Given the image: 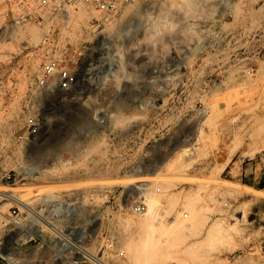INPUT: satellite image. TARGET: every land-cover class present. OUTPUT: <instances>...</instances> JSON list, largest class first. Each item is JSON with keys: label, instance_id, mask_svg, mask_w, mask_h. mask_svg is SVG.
I'll list each match as a JSON object with an SVG mask.
<instances>
[{"label": "rangeland", "instance_id": "1", "mask_svg": "<svg viewBox=\"0 0 264 264\" xmlns=\"http://www.w3.org/2000/svg\"><path fill=\"white\" fill-rule=\"evenodd\" d=\"M9 9L0 0V189L34 206L73 196L92 220L90 248L110 238L125 251L113 264H264V216L252 212L264 190L232 181L244 166L264 171V0H135L109 17L71 9L12 37L1 32ZM91 17L97 34L85 30ZM47 31L68 47L105 41L104 80L39 87L55 50ZM36 115L41 133L21 137ZM144 197L148 216L130 207ZM6 198L0 253L21 262L10 210L25 208Z\"/></svg>", "mask_w": 264, "mask_h": 264}, {"label": "built area", "instance_id": "2", "mask_svg": "<svg viewBox=\"0 0 264 264\" xmlns=\"http://www.w3.org/2000/svg\"><path fill=\"white\" fill-rule=\"evenodd\" d=\"M133 1L7 0L10 9L6 12V24L1 32L12 37L27 31L32 24L43 28L54 23L64 12L69 14L71 9L95 10L109 17ZM102 23L99 18L91 17L85 30L97 34ZM50 32H45L42 42L55 50L45 55L39 64V87L54 95L76 91L82 85L98 84L104 80L108 73V59L103 55L105 41H102L100 48H96L93 41L68 47L59 40H50ZM81 99L74 96L69 100ZM85 119L88 120L87 117ZM26 126V133L21 137L29 140L41 133L43 117L28 116ZM6 178L11 181L12 175L7 174ZM79 203L73 196L54 198L44 194L38 198L35 206L27 202L23 212L16 207L11 208L12 228L21 231L17 240L26 246V250L21 262L13 252L0 253V264H113L125 259V251L119 248L114 239L104 240L97 250L90 248L92 220L81 215ZM130 207L137 214H144L148 208L145 197L134 200Z\"/></svg>", "mask_w": 264, "mask_h": 264}, {"label": "crops", "instance_id": "3", "mask_svg": "<svg viewBox=\"0 0 264 264\" xmlns=\"http://www.w3.org/2000/svg\"><path fill=\"white\" fill-rule=\"evenodd\" d=\"M232 181L262 193L264 190V171H258L257 168L253 169V165L250 167L244 166L235 172V175L232 176ZM254 197L252 212L255 211L256 214L264 216V196L255 195ZM262 256L264 259V244L262 245Z\"/></svg>", "mask_w": 264, "mask_h": 264}, {"label": "bare ground", "instance_id": "4", "mask_svg": "<svg viewBox=\"0 0 264 264\" xmlns=\"http://www.w3.org/2000/svg\"><path fill=\"white\" fill-rule=\"evenodd\" d=\"M135 1V0H134ZM132 3V2H131ZM124 7V6H123ZM119 12V11H118ZM249 138H251V137H249ZM254 139H255V137H254ZM260 139V138H259ZM261 139H263V138H261ZM261 139H260V141H261ZM247 140V139H246ZM259 141V142H260ZM242 142V141H241ZM254 142H256V140H254ZM253 142V143H254ZM262 143H263V140L261 141ZM236 144V143H235ZM240 144V143H239ZM249 144V143H248ZM259 144V143H258ZM237 145V144H236ZM235 145V146H236ZM250 145V144H249ZM252 145V144H251ZM250 145V146H251ZM255 145V144H254ZM253 145V146H254ZM260 145H261V143H260ZM259 145V146H260ZM234 146V145H233ZM262 146L264 147V143L262 144ZM230 147H232V146H230ZM249 147V146H248ZM252 147V146H251ZM255 147V146H254ZM258 147V145L256 144V147H255V149L253 150V151H255L256 149H258L257 148ZM262 147V148H263ZM260 149H262L261 148V146L259 147ZM247 149V148H246ZM232 150H234V147L232 148ZM250 150V149H249ZM259 150V149H258ZM246 151V150H245ZM229 152H230V149H229ZM250 152V151H249ZM249 152H246V154H245V152H244V154L245 155H247ZM244 154H242V155H244ZM253 154V153H252ZM227 156V158H228V160H230L231 159V157L230 156H228V155H226ZM244 157V156H243ZM246 157V156H245ZM248 157H250V155H248ZM2 195H4V196H7V198L6 199H8V200H11V201H18L19 203H21L22 205H26V201H22L21 199H18L14 194H11V193H9V191H4V190H1L0 189V196H2ZM155 209V207L152 205V204H149L148 205V208H147V211L143 214L144 216H148L153 210Z\"/></svg>", "mask_w": 264, "mask_h": 264}]
</instances>
